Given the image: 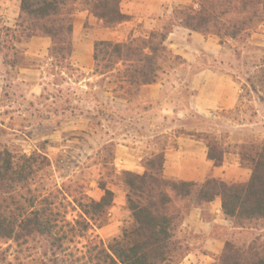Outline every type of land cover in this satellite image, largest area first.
<instances>
[{"label": "trees", "instance_id": "16d2710c", "mask_svg": "<svg viewBox=\"0 0 264 264\" xmlns=\"http://www.w3.org/2000/svg\"><path fill=\"white\" fill-rule=\"evenodd\" d=\"M20 18L16 28H3L13 37H48L52 40L49 59L54 67L68 69L73 56L75 17L89 12L104 29L115 30L132 22L122 13L123 0H18ZM194 5L175 8L178 26L222 41L238 39L264 22V0H194ZM86 24L84 30H89ZM139 32L138 35L135 33ZM172 29L133 30L123 41H97L94 47L93 76L114 86L119 96H138L144 86L161 81L168 69L183 63L167 45ZM251 91L264 103V62ZM184 135V134H182ZM202 139L208 157L222 166L226 152L207 133L187 134ZM240 162L252 171L247 183H226L210 176L205 183L168 180L164 177V151L144 160L143 174L121 171L126 188V209L132 220L122 234L105 243L96 230L108 222L115 193L100 185L99 200L86 197L75 224L65 223L54 208L56 193H34L36 178L51 166L49 158L34 152L16 154L0 144V244L13 242L22 249L44 239L54 264H179L187 249L177 239L186 213L196 201L211 203L222 199L226 220L237 228L264 221V142L240 147ZM60 190L57 193L60 194ZM65 223V224H63ZM85 242L80 256L68 255L76 240ZM216 264H264V240L258 236L247 248L228 241Z\"/></svg>", "mask_w": 264, "mask_h": 264}, {"label": "rangeland", "instance_id": "374dc122", "mask_svg": "<svg viewBox=\"0 0 264 264\" xmlns=\"http://www.w3.org/2000/svg\"><path fill=\"white\" fill-rule=\"evenodd\" d=\"M191 5L198 9V4L193 2ZM178 6H174L170 14L164 12L160 17L153 16L159 20L154 27V22L145 27L140 20L118 27L122 37L113 41L126 40L133 30L164 27L173 30L178 26L175 13ZM261 31H264V22L238 39L245 40ZM27 42L0 27V144L16 154L37 152L49 158L51 166L36 178L33 190L36 194L56 193L54 208L65 223L75 224L79 219L78 202H85L86 197L99 200L104 195L100 188L102 184L115 191L116 196L126 194L115 161L117 146L126 144V140H137L143 142L139 145L141 151H146L145 145L151 142L148 129L168 132L155 140L157 145L149 157L173 146L175 137L198 134V128H206V133L217 141L229 159L240 160V147L244 144L264 142V103L250 87L261 70L264 51L250 50L238 59V81L243 84L240 96L244 102L240 108L206 120L198 117L181 119L172 115L163 118L164 113H160L161 116L154 111L147 113L148 104L138 100V96L114 94L113 85L93 76L94 68L82 70L72 64L68 69H60L53 66L49 53L42 57L24 55ZM21 67L33 70L26 73ZM173 69H168L162 79L171 77ZM166 95L174 96L171 91ZM255 102L263 107H258ZM115 212L108 216L103 228L96 230V235L107 244L119 237L132 222L126 207L117 206ZM258 236L264 240V221L246 225L234 233L232 241L247 248ZM84 245L85 242L79 239L72 243L65 260L69 254L80 256L85 252ZM183 248L188 250L186 246ZM56 260H63V257L53 256L44 239L30 242L22 249L13 242L0 244V264H54Z\"/></svg>", "mask_w": 264, "mask_h": 264}, {"label": "crops", "instance_id": "0c3cea01", "mask_svg": "<svg viewBox=\"0 0 264 264\" xmlns=\"http://www.w3.org/2000/svg\"><path fill=\"white\" fill-rule=\"evenodd\" d=\"M193 2L194 0H123L121 10L123 14L134 17V20H140L145 27L152 26L150 22H154V27L159 20L153 16L160 17L164 12L170 14L174 6H187ZM164 6L170 9L167 10ZM19 18L18 0H0V27L14 30ZM129 23L132 22L119 28ZM86 24L90 27L87 32L84 30ZM119 35L118 29L114 31L102 28L89 12L78 13L74 21L72 64L82 70L91 71L94 68L95 43L120 39L122 36ZM27 40L24 55H48L52 45L51 38L33 37ZM167 45L175 55L183 59V63L173 69L171 77L142 87L138 100L148 104L147 113H164L163 118L172 115L181 119L198 117L207 120L235 111L244 103L240 96L243 84L238 81V59L245 57L250 50L264 51V31L253 33L245 40L222 41L217 36H206L177 26L172 30ZM20 69L26 73L33 70L30 67ZM168 91L174 96L166 95ZM259 104L258 107H263ZM197 132L206 133L208 130L198 128ZM167 133L160 129H148V139L151 142L145 145L146 151H141L142 147L139 145L143 142L137 140H126V144L118 145L115 161L120 171L143 174L146 171L144 159L153 154L150 151L155 150V140ZM163 151L164 177L168 180L203 184L213 176L226 183H247L252 176V171L243 167L238 158L229 159L228 155L225 156L222 166H216L208 157L206 143L194 136L175 137L174 145ZM117 206L126 207V194L115 195L110 217L113 213L116 214ZM241 230L243 229L235 227L231 221L225 219L221 198L211 203L196 201L186 213L177 232V239L188 248L186 256L179 264L216 263L226 243L232 241L234 233Z\"/></svg>", "mask_w": 264, "mask_h": 264}, {"label": "built area", "instance_id": "2783aa9c", "mask_svg": "<svg viewBox=\"0 0 264 264\" xmlns=\"http://www.w3.org/2000/svg\"><path fill=\"white\" fill-rule=\"evenodd\" d=\"M241 92L243 93V92H244V90L242 89V90H241Z\"/></svg>", "mask_w": 264, "mask_h": 264}]
</instances>
